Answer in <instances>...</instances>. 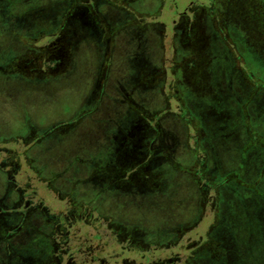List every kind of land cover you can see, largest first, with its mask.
<instances>
[{
  "label": "rangeland",
  "instance_id": "1",
  "mask_svg": "<svg viewBox=\"0 0 264 264\" xmlns=\"http://www.w3.org/2000/svg\"><path fill=\"white\" fill-rule=\"evenodd\" d=\"M0 264H264V0H0Z\"/></svg>",
  "mask_w": 264,
  "mask_h": 264
},
{
  "label": "trees",
  "instance_id": "2",
  "mask_svg": "<svg viewBox=\"0 0 264 264\" xmlns=\"http://www.w3.org/2000/svg\"><path fill=\"white\" fill-rule=\"evenodd\" d=\"M9 5H8V7H7V11H6V13H8L9 14ZM10 15V14H9ZM6 32V31H5ZM22 130L23 131H25L26 130V127H24V128H22ZM21 130V131H22ZM77 247H86V245H85V242H83V240H81V242L80 243H77ZM98 253V251L96 252V253H94L93 255H95V254H97ZM80 256V255H82V252H81V250L80 251H74V252H71V255H70V257H76V256ZM74 262H79V261H77L76 259L74 260ZM84 263V262H83Z\"/></svg>",
  "mask_w": 264,
  "mask_h": 264
},
{
  "label": "flooded vegetation",
  "instance_id": "3",
  "mask_svg": "<svg viewBox=\"0 0 264 264\" xmlns=\"http://www.w3.org/2000/svg\"><path fill=\"white\" fill-rule=\"evenodd\" d=\"M104 82V81H103ZM103 82H102V84H103ZM26 132H27V129L25 130Z\"/></svg>",
  "mask_w": 264,
  "mask_h": 264
}]
</instances>
